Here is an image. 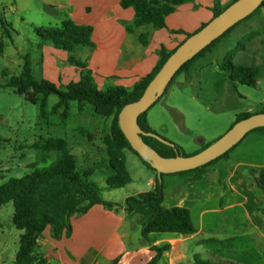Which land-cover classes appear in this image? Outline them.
Returning a JSON list of instances; mask_svg holds the SVG:
<instances>
[{"label":"rangeland","instance_id":"1","mask_svg":"<svg viewBox=\"0 0 264 264\" xmlns=\"http://www.w3.org/2000/svg\"><path fill=\"white\" fill-rule=\"evenodd\" d=\"M24 6L25 11L15 17H9L8 12L5 13L12 21L13 31L10 36L14 44L8 41L6 54L0 56V186L13 178L29 174L33 165L44 167L52 164L57 153L43 154L39 148L49 138H62L68 141L80 169L93 173L92 181L101 190L102 200L121 211V207L125 206L129 198L151 191L150 178L156 181L157 175L136 154L126 150V169L131 182L121 189L107 188V179L115 175L109 167L104 141L112 119H102L94 115L89 106H84L81 110L77 103L72 102L68 117L64 120L61 110L52 112L53 106L59 101L56 95L48 98L47 114L41 118L39 105L26 101L13 89L2 87L6 79L1 76V71L8 69L11 75L20 74L23 57L27 54L31 55L38 80L47 79V64L44 66L42 57L47 58L48 54L57 60L58 73L64 75V69L71 67L75 76L77 74L80 78V69L69 66L67 59L66 61L60 59L53 52L47 53L49 49L47 46L46 49L38 48V38L34 29L57 27L66 21L86 26L89 24H80L73 19V8L67 0H30ZM0 13L3 14L4 11L0 10ZM22 20L27 22L24 23ZM131 24L121 22L125 28ZM155 31L159 30L144 27L135 30L134 33L127 32L126 42L129 44H124L123 52L132 56L138 54L145 47L140 42V34H149V45ZM93 42L94 49L81 48L73 54L76 59L87 62L89 68L98 48L97 41L93 39ZM14 45L19 50L18 56L12 55L15 51ZM241 45L245 46L244 50L240 49ZM233 51L235 53L232 62L235 66L258 67L255 86L234 83L228 79V73L221 70V63L228 53ZM67 57L69 59L68 54ZM99 74L100 77H96L97 79L102 78L100 72ZM115 82V77H111L98 85L100 89L105 90L107 87L116 86ZM246 113L253 115L264 113V9L251 20L239 25L218 44L213 53L197 61L189 75L178 76L167 94L149 110L147 117L156 135L179 145L185 156H193L224 136L237 123L238 117ZM13 218L12 203L0 209V264H15L20 237L24 233L15 227ZM137 227L126 240L131 246L141 237L142 229ZM243 240L248 251L256 249L257 246L248 236H244ZM192 248L200 251L196 258L219 260V257H214L196 243H193ZM37 252L41 258L46 259L45 263L39 261L37 264H61L49 251L48 246L44 249L38 248ZM70 260L76 261L72 258ZM98 262L106 263L102 257Z\"/></svg>","mask_w":264,"mask_h":264},{"label":"trees","instance_id":"2","mask_svg":"<svg viewBox=\"0 0 264 264\" xmlns=\"http://www.w3.org/2000/svg\"><path fill=\"white\" fill-rule=\"evenodd\" d=\"M191 1L122 0L120 6L125 10L132 9L134 11L133 22L126 28L127 32L134 33L135 30L144 27H152L154 30L167 29V18L174 14L178 7ZM235 1L237 0H232L228 4L223 5L222 0H215L214 6L211 8L213 18L219 16ZM262 9H264V4L251 16L239 22L221 38L214 41L195 58L186 63L171 81L165 95L178 76L181 74L189 75L197 61L213 53L224 38L233 33L243 22L254 18ZM0 22L4 30V37L0 39L1 56L5 52L8 41L14 43V40L10 36L13 26L7 23L1 16ZM208 23L203 24L197 31L201 30ZM34 32L38 38V48L52 47L56 51L69 55L67 61L69 66H76L80 69L79 80L60 86L45 78L38 80L33 69L31 55L27 54L23 57L24 62L21 66L20 74L11 75L8 69L2 71V76L6 79L2 87L13 89L15 93L24 97L26 101L39 105L41 118H44L47 114L48 98L51 95H56L59 101L53 106L52 112L56 113L58 110H61L64 120L68 117L72 102L77 103L81 110H83L84 106H89L94 115L102 119H112L109 133L104 138L109 167L115 172V175L106 181L108 189H121L131 182V177L126 169V150H130L136 154L157 175L156 170L132 149L120 129L118 117L121 110L127 104L133 103L142 97L147 86L178 47L173 51H169L166 47L158 50L159 61L157 65L149 75L141 79L133 88L110 86L102 90L96 82L95 73L89 68L87 62L78 60L73 56L78 49L95 48V43L93 42L95 29L93 26L79 25L73 21H66L57 27L48 29L35 28ZM171 33L185 34L182 30L171 31ZM192 34L186 33V39ZM139 39L143 46H147L149 34L142 33ZM244 47V45H241L240 49L244 50ZM234 53V51L228 53L220 65L221 70L227 72L228 79L234 83L238 82L242 85L255 86L258 79V67L235 66L232 62ZM43 58L44 56L42 60H44ZM148 113L149 111L139 117V125L145 133L156 134L148 121ZM251 115L253 114H242L238 117L237 122ZM254 131H264V128ZM143 139L145 143L163 157L185 156L182 148L177 144L171 147L152 137L144 136ZM237 146L203 167L174 175L194 174V180H201L208 173L207 169L210 166L221 159H227L230 152ZM39 150L43 154L56 152L57 157L49 166L38 167L33 165L30 167L32 172L29 174L13 178L0 186V209L12 203L14 206V225L18 230L24 231L20 237V247L16 255L15 264H37L39 261L45 263L44 258L35 254V250L47 229H50V236L56 241H60L65 237L70 238L72 235L73 218L86 214L97 204H105V206L111 208L109 204L104 203L100 195L101 190L92 181L93 173L91 171H83L78 166V161L72 154L67 140L49 138L42 143ZM156 182L157 187L154 191L141 193L137 197L127 200L128 205L133 201L148 205L154 211L153 216L142 225L141 233L145 243L150 245V235L154 233L169 235L196 234L198 229L193 221L190 210L184 207L166 208L163 205V188L159 185L158 177ZM243 238L238 237L226 241L216 239L205 240L204 244L209 248L214 257H219V260L211 261L196 258V264H264V255L258 252L257 249H250L248 251ZM170 249V245L152 247L155 256L149 264H158L163 255Z\"/></svg>","mask_w":264,"mask_h":264},{"label":"crops","instance_id":"3","mask_svg":"<svg viewBox=\"0 0 264 264\" xmlns=\"http://www.w3.org/2000/svg\"><path fill=\"white\" fill-rule=\"evenodd\" d=\"M67 1L73 8L75 21L95 27L93 39L97 41L98 48L90 69L95 73V78L100 77L99 72L103 78H96V82L100 85L104 79L115 77V85L126 88H133L152 72L159 61L158 50L162 47L169 51L175 50L185 41L186 33L192 34L203 24L210 22L213 18L211 8L215 3V0H192L178 7L167 18L168 28L153 32L150 44L132 56L122 50L124 44L129 43L126 42L127 29L121 22L132 23L134 11L123 9L120 6L122 0ZM231 1L222 0V4L226 5ZM29 2L30 0L0 1V10L4 11L0 16L12 25L5 13L8 12L9 17H15L25 11L24 4ZM45 9L47 11V6ZM178 30L185 34L171 33ZM3 37L4 30L0 22V39ZM6 50L7 47L3 55ZM14 50L12 55L18 56L19 50L15 45ZM48 52L68 61L67 53L56 51L52 47L47 49ZM43 59L44 66L47 64V80L58 86L79 80L71 67L64 69V75L58 73L57 60L49 54ZM207 170L208 173L201 180H194V174L164 177L163 205L166 208L189 209L198 229L194 235L154 233L150 235L148 245L141 233L136 244L131 246L126 240L133 229L137 226L142 229V225L153 216L151 207L133 201L128 205L126 201L119 211L109 203L107 204L111 208L105 204H97L86 214L72 219L70 238L56 241L51 238L50 229H47L35 254L39 255L38 248L48 246L61 264H99L100 257L106 261L105 264H149L155 256L152 247L170 245L171 249L158 264H193L200 253L192 248L193 243L210 252L204 244L205 240L226 241L248 236L257 246L258 252L261 250L260 253L264 255V131L248 134L230 152L227 159L219 160ZM149 187L153 191L157 187L153 178H150ZM70 258L76 261L72 262Z\"/></svg>","mask_w":264,"mask_h":264},{"label":"water","instance_id":"4","mask_svg":"<svg viewBox=\"0 0 264 264\" xmlns=\"http://www.w3.org/2000/svg\"><path fill=\"white\" fill-rule=\"evenodd\" d=\"M263 4L264 0L235 1L205 27L186 39L150 82L142 97L127 104L121 110L118 117L121 131L132 149L156 170L161 188H163L164 175H173L203 167L229 152L252 131L264 128V113L254 114L237 122L219 140L193 156L177 155L166 158L145 143L143 137H152L171 147L175 145L154 133H145L138 122L139 117L148 112L165 95L171 81L186 63L239 22L251 16Z\"/></svg>","mask_w":264,"mask_h":264}]
</instances>
